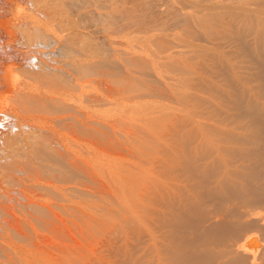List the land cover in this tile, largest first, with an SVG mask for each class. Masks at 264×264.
<instances>
[{
	"label": "bare ground",
	"instance_id": "1",
	"mask_svg": "<svg viewBox=\"0 0 264 264\" xmlns=\"http://www.w3.org/2000/svg\"><path fill=\"white\" fill-rule=\"evenodd\" d=\"M104 251L264 264V0H0V264Z\"/></svg>",
	"mask_w": 264,
	"mask_h": 264
},
{
	"label": "rangeland",
	"instance_id": "2",
	"mask_svg": "<svg viewBox=\"0 0 264 264\" xmlns=\"http://www.w3.org/2000/svg\"><path fill=\"white\" fill-rule=\"evenodd\" d=\"M146 204V203H145ZM145 208V207H144ZM143 208V209H144ZM146 208H147V206H146ZM139 211H141L142 210V208L140 207L139 209H138ZM123 230H125L126 228H130V227H127L126 225H125V227L123 226ZM140 229V228H139ZM122 230L121 229H117V233L115 232L114 233V237H115V240H113V241H111V243L113 242H116L117 240L118 241H121L122 239H119L120 237H121V234L123 233V232H121ZM122 238V237H121ZM117 241V242H118ZM116 242V243H117ZM121 242H119V244H120ZM117 245H118V243H117ZM104 249V248H103ZM103 254H105V251L103 252ZM106 255V256H105ZM105 255H103L104 257H106V259L110 262V263H113L114 264V262H116L117 264H118V261H116V260H119V259H116V258H119V257H117L116 256V258L114 257V255H113V257L111 256V254L109 255V257H108V254L106 253ZM112 257V258H111ZM110 259H111V261H110ZM112 259H113V262H112ZM119 264H120V261H119Z\"/></svg>",
	"mask_w": 264,
	"mask_h": 264
}]
</instances>
